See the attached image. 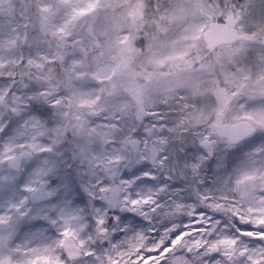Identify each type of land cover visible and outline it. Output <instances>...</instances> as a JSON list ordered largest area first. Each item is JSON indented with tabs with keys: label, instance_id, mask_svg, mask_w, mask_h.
I'll use <instances>...</instances> for the list:
<instances>
[{
	"label": "snow or ice",
	"instance_id": "1",
	"mask_svg": "<svg viewBox=\"0 0 264 264\" xmlns=\"http://www.w3.org/2000/svg\"><path fill=\"white\" fill-rule=\"evenodd\" d=\"M0 264H264V0H0Z\"/></svg>",
	"mask_w": 264,
	"mask_h": 264
}]
</instances>
